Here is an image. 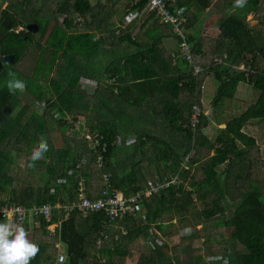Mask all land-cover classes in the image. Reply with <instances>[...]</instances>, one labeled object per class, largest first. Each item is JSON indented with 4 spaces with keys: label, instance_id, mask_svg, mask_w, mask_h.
Instances as JSON below:
<instances>
[{
    "label": "trees",
    "instance_id": "trees-1",
    "mask_svg": "<svg viewBox=\"0 0 264 264\" xmlns=\"http://www.w3.org/2000/svg\"><path fill=\"white\" fill-rule=\"evenodd\" d=\"M147 1L96 0L93 4L92 0H0V57L11 53L17 56L13 64H4L0 69V197L7 195L12 203L27 208L66 205L68 198L75 202L80 180L77 166L84 159L87 163L83 174L93 200L100 197L103 174H111L114 187L126 197L144 191L150 181L157 184L179 171L182 180L178 187L173 185L145 198L147 221L128 213L110 222L102 211L85 216L76 210L66 217L64 209H54L49 221L35 217L39 226L32 239L40 251L30 264H55L56 248L51 244L55 241L66 245L69 264H181L171 237L161 233L156 232L162 243H155L136 260L130 245L142 236H150L152 227L163 229L165 225L158 221L165 214L184 215V207H194L197 201L203 204L200 219L216 228H229L233 245L232 254L226 257L228 264H264V195L253 183L252 174L247 173L249 167L242 166L256 144L242 133V128L252 119L264 121V0H247L243 8L235 7V0H223V6L208 21L219 23V38L210 40L215 46L213 51L209 50L208 39L192 31L199 22L192 11L193 1H170L174 6L186 7L183 26L192 43L194 64L203 68L198 74L183 56L173 61L164 38L182 37L173 32L172 26L163 24L156 13L124 27L128 12L143 11ZM54 3L59 6L56 10ZM119 14L122 16L115 20ZM251 14L259 22L258 27L249 25L247 17ZM62 17H66L63 22ZM30 24H37L39 31L28 32L26 26ZM33 44L42 52L35 71L40 83L37 88L32 79L24 82L25 91L36 100H46L40 118L22 102L19 90L12 92L7 87L11 69ZM241 64L246 70H235L234 66ZM43 72L46 76L53 72L47 89L40 79ZM209 74L219 82L211 102L215 108L223 99L234 96L240 81L248 82L258 93L255 104L232 118L214 141L204 134L213 117L202 113L203 83ZM103 76L116 78L117 92L114 85L103 83L94 95L80 90L83 77L101 82ZM46 90L52 94L48 98L44 96ZM194 106L201 110L195 131L189 127ZM83 118L91 133L103 136L108 143L102 169L96 167L98 153L91 151L84 140L64 135L63 147L59 148L53 142V133L74 128ZM131 134L138 136L135 143L127 138ZM42 137L49 149L33 162L32 152ZM121 140L123 145H118ZM13 150L27 155L30 166L13 169ZM191 154L193 157L185 163ZM200 164L201 181L194 176ZM221 166L226 168L218 171ZM151 167L157 175L153 176ZM243 179L252 181L244 188L247 191L237 207L224 205L225 196L235 193ZM61 180L64 182L59 183ZM56 183L59 185L54 187ZM5 202L0 199V205ZM228 212L232 213L230 217L225 216ZM54 223L59 225L51 232L48 225ZM102 231L108 238L98 246L96 240ZM197 262L204 264V258L199 256Z\"/></svg>",
    "mask_w": 264,
    "mask_h": 264
},
{
    "label": "rangeland",
    "instance_id": "rangeland-1",
    "mask_svg": "<svg viewBox=\"0 0 264 264\" xmlns=\"http://www.w3.org/2000/svg\"><path fill=\"white\" fill-rule=\"evenodd\" d=\"M95 2L96 0H92L93 4H95ZM53 7H54V10H56V8H58L59 6L58 4L54 3ZM122 8H124V6H121V10ZM214 8H217V6ZM213 13H214V10H211L208 13L204 12V15L202 17L205 16V19H209L210 15ZM121 16L122 15L119 14L118 16H116L115 20H117ZM63 18L64 17L61 18V22L64 21ZM247 20L249 21L248 23L250 26L258 27V25H260L259 22L256 20V18H254L253 20V14L249 15L247 17ZM52 26L53 24L50 26V28H52ZM215 27L216 28L214 30H209L207 29V27H201V31H200L201 35L204 38L208 39L207 44L209 45L210 51H213V48L215 47L214 43L210 42V40H215L219 38L220 32H219L218 26H215ZM262 29L264 30V28ZM35 39L38 40V36H36ZM45 41H46V38L45 40H43L42 43L44 44ZM41 53H42L41 47H38L35 44L28 47L22 59L18 62V64L15 65L14 69H11L14 76H9L8 79L9 80L19 79L22 81L32 79L31 81L32 85L38 88V84L40 82L35 77V71L38 68V65H39L38 61H39ZM48 53H49V49H46V52H45L46 59L48 57ZM208 55L209 53L207 54V57ZM216 58L219 60L221 59V56L217 55ZM96 65L98 66V64ZM96 65H94V68H96ZM44 73L45 72L40 74V79H41V82L44 84L45 88L47 89L49 87V78L53 76V72L49 73V75L47 76L44 75ZM94 79H98V78H94ZM205 80H206L205 85H204L205 87L202 92V103H203L202 109L207 113V116L209 118H210V113H211L210 110L213 109L216 120L218 122H224L225 126L232 118L238 117L244 111L242 110V107L235 108L233 107V105H237L238 103L240 104L248 103L250 105L256 102L257 93L255 92L253 86L250 85V86H247L246 88V90L249 93L246 99H240V102H238L237 99L231 100L230 102V100L225 98L223 99V102L219 105V107L215 108L213 104H211V102H213V98L215 97L217 93L219 82L211 74H209V76ZM241 83H242V86L244 84L249 85V83L245 81H242ZM84 91L85 92L87 91L88 93H90L88 90H84ZM241 91L242 89L239 91V93ZM44 95L46 98L47 96L49 97L50 95L49 91L46 90ZM19 97H20V94H19ZM23 97L24 96L21 95L22 100L25 99V103L27 104L31 103L30 100L32 99V97L30 95H27L24 98ZM39 100L43 102L44 99H39ZM33 104H34V107L37 108L35 102H33ZM37 117L40 118V116H37ZM35 121H38V120H35ZM213 122L216 123L215 120L210 118L208 127L205 128L204 130V134L210 139V141H214L217 138V136L220 134V130L225 129V127L223 128L219 127L216 124H213ZM34 130L32 129L31 132L34 133ZM135 137H138V136L136 134H131V135H128L127 138L131 139ZM31 142H33V140ZM117 144L123 145L122 140L118 141ZM127 144L131 145L130 143H127ZM211 155H214V153H211ZM251 155H261V154L257 151H253ZM21 156H24L23 158L26 160L22 162L21 165H19V167L22 169V166L28 165V161L30 160H27L28 159L27 155H21ZM148 159H149V155H148V158L143 163V165L145 166L148 165L149 163ZM261 162H264V161H261ZM200 166L201 164L198 167H196V173L194 174V176L201 181V179L203 178V175L201 174ZM225 167L226 166L219 167L218 171H223ZM255 168L254 170L256 171L257 169L258 171H256L255 175L254 174L252 175V180L255 181L254 176H256L257 180L255 181V185L256 186L259 185L260 187H262L261 185L264 184L263 183L264 182V164H261L259 169L258 168L255 169ZM192 171H193V168L191 169V172ZM151 172L153 173V176L157 175V173H155L154 168L152 167H151ZM251 181H247L245 179L241 180L239 182L240 185L236 187L235 193L225 196V199L223 200L224 205L232 206L231 208H236L239 201L242 198V195L244 194V190H245V193L247 191V189H244V188L248 186V184H250ZM189 182H192V178H191V181L190 179H188L186 184L189 185ZM262 188H263L262 193L264 194V187ZM231 190L233 191V189ZM192 198L194 201L197 199L196 196H193ZM202 206L203 204L200 201H197L194 207L192 205L189 207H184V210L182 211L184 215H181L178 212L167 213L159 221L160 223H163L165 225L164 228L163 229L155 228L162 235L171 237L169 240L172 243V245L175 246L174 247L175 253L177 254V256H180L181 264H201L197 262V259H199V256H202L204 258V264H218V262L222 260L221 256L226 258L228 257V255L232 254L231 247L233 245V241L228 237L229 228L227 226H221L220 228H216L214 226H210L211 224L210 221H205V220L200 219L199 211H201ZM231 215L232 213L228 212L225 216L230 217ZM154 226L156 225L154 224ZM204 226H206L205 230H203ZM50 228L54 229L55 227L50 226ZM32 241L35 242L34 239H32ZM57 242L62 244L61 241H57ZM51 244L54 247V244L53 243ZM130 247H131L130 252H132L131 254L132 258L133 260H136L144 252L150 251L153 248V245L151 244V242H149V239L147 236H142L137 241L132 243ZM239 250L241 251L242 249H239ZM56 253H57V249H56ZM56 253H53L54 258H55ZM214 259H218V260H214Z\"/></svg>",
    "mask_w": 264,
    "mask_h": 264
},
{
    "label": "built area",
    "instance_id": "built-area-1",
    "mask_svg": "<svg viewBox=\"0 0 264 264\" xmlns=\"http://www.w3.org/2000/svg\"><path fill=\"white\" fill-rule=\"evenodd\" d=\"M171 0H148L143 11L139 10H130L127 16L124 18L123 23L124 27L130 25L134 21L145 17L149 13H156L163 24H167L172 26L173 32L182 37V40L178 41V50L171 51V56L173 61L176 63L179 56H183L188 60L190 66L193 68V73L198 74L203 70L201 65L194 64V59L191 53L192 43L188 42L187 37L188 33L185 31L184 24L186 23V18L184 17V13L186 11V7H177L170 3ZM66 17L63 18L65 20ZM77 23V21H76ZM22 28L19 27L18 30ZM236 69L246 70L244 65L234 66ZM106 82L109 85L116 84V78L111 77L107 78ZM115 87V85H114ZM117 88L115 87V92H117ZM44 103L37 102L36 106L39 113L44 111L43 107ZM193 116L192 120L189 124V127L193 131H195L197 124L199 123V115L201 110L198 106H194L193 108ZM204 115L207 116V113L202 111ZM80 130V129H79ZM82 137L88 143V147L91 151L98 153V157L96 160V167L98 169H102L105 166V157L104 153L108 150V143L104 140L103 136L100 135H92L88 132L82 133ZM138 140V137L129 139V142L135 143ZM193 157V154L189 155L185 159V163L188 162L190 158ZM87 160L84 159L77 166L78 173V199L77 201H71L68 198V203L66 205H62L60 203L52 206L50 204L45 205H33L30 208L24 207L22 205L7 202L3 206L0 207V218H8L10 217L14 223H19L25 227V223L28 218L31 217H44L46 220H51L53 217L54 209H64L65 216H70V213L73 211H81L85 216L88 215L89 212H104L105 217L112 222L117 218L124 217L128 213L135 215L138 218L143 219L144 221L148 220V214L144 211L145 209V198L152 197L153 195L159 193L160 190L167 189L173 185L178 187L182 180L180 176V171L173 175V177L165 178L162 181H159L157 184H154L153 181L149 182V187L140 191V193L134 194L130 197H126L122 191L116 189L111 181V174H103L102 175V190L100 197L97 199L89 198V187L87 184L86 177L83 174V168ZM185 166V164H183ZM186 169H188L185 166ZM159 180V179H158ZM63 183L64 180L59 181V183ZM59 183L54 184L53 186L59 185ZM54 189V188H53ZM159 222V221H158ZM154 225V224H153ZM51 225H48V229L51 232L55 231L50 228ZM155 230V231H154ZM150 236H148L149 242L155 246V243L161 244V240L157 236L159 233L154 227L150 230ZM157 232V233H156ZM108 238L107 232H101V234L97 237L96 243L98 246L102 245ZM54 247L57 249V253L55 255V264H69V257L66 253V245L64 243L55 242ZM227 258L222 259L221 264H228L226 261ZM217 260V259H214ZM105 259L102 258L101 262H104Z\"/></svg>",
    "mask_w": 264,
    "mask_h": 264
},
{
    "label": "crops",
    "instance_id": "crops-1",
    "mask_svg": "<svg viewBox=\"0 0 264 264\" xmlns=\"http://www.w3.org/2000/svg\"><path fill=\"white\" fill-rule=\"evenodd\" d=\"M193 1V3H194V6H192V11H193V13L195 14V15H197L198 16V18H199V22H198V24H197V26H195L194 27V29L192 30L194 33H196L197 35H200V36H202L201 35V27H207V29H209V30H214L216 27L215 26H218V21H216L215 23H213V24H209L208 23V21L210 20V19H213V18H211V17H213L216 13H217V11H218V7H222L223 6V0H205V3H198L197 2V0H192ZM217 6V8H214V7H216ZM211 10H214V13L213 14H211L210 15V18L209 19H205V16L204 17H202L203 15H204V12H210ZM210 14V13H209ZM207 25H209V26H207ZM218 29H219V27H218ZM163 43H164V45H165V47H166V49L169 51V52H171V51H176V50H178V41H177V38H164V41H163ZM241 65H243V64H241ZM240 66V65H239ZM245 67V66H244ZM235 68V67H234ZM246 68V67H245ZM235 70H241V69H236L235 68ZM209 76V75H208ZM207 76V77H208ZM207 77H205V79L207 78ZM107 78H109V77H104L103 76V78L101 79V82H98L97 80H95V79H92V78H87V77H83L82 79H81V81H80V90L81 91H83L84 93H86V94H89V95H94L95 94V92H96V90L99 88V86L101 85L100 83H103V84H105V85H109L107 82H106V79ZM205 82H206V80H204V83H203V89H204V85H205ZM242 81H240L239 83H238V85H237V88H236V91H235V93H234V96L231 98V99H229L228 98V100H230V102H231V100H238V102H240V99H246V97H247V95L249 94L248 93V91L246 90V88H247V86H250L251 84H249V85H247V84H244L243 86H242V83H241ZM246 82V81H245ZM252 86V85H251ZM83 87V88H82ZM242 89V91L239 93V91ZM84 90H88L90 93H88L87 91L85 92ZM255 92H256V90H255ZM21 95L22 96H24V97H26L27 95H30L31 97H32V99L30 100V104H27V103H25V99L24 100H22V98H21ZM52 94L50 93V95H49V97L51 96ZM45 96V95H44ZM257 98H258V93H257ZM23 97V98H24ZM47 98H48V96H47ZM20 99L22 100V102L24 103V104H27L28 106H31L34 110H35V112H36V114L37 115H39V116H41V115H43V113H44V111H45V107H46V100L44 99L43 100V102H41V100H36L35 99V97L31 94V93H28L27 91H23V92H21L20 93ZM257 100V99H256ZM33 102H35V104L37 103V102H41V103H44V105H43V107H44V111L42 112V113H39V111H38V109L37 108H35L34 107V104H33ZM255 104V102L253 103V104H248V103H243V104H240V103H238L237 105H233V107H235V108H237V107H242V110H244L243 111V113L249 108V107H251L252 105H254ZM247 105V106H246ZM37 107V106H36ZM219 107V106H218ZM217 107V108H218ZM241 110V111H242ZM210 111H213V112H211V117H213V118H211V119H213V120H215L216 121V123H214L213 122V124H216L217 126H219V127H225L226 128V126H225V123L224 122H218L217 120H216V118H215V114H214V110L213 109H211ZM240 111V112H241ZM243 113H241V115L243 114ZM240 116V115H239ZM238 116V117H239ZM69 118H70V120L71 121H73V119H72V117H70L69 116ZM227 123V122H226ZM80 129V130H79ZM86 133V132H88V133H90V134H92L93 135V133H91V131H90V129L88 128V126H87V124L85 123V121H84V118L83 119H81V120H79L77 123H76V125H75V127L74 128H71L70 126H69V128L68 129H65V130H63V131H59V132H55V133H53L52 134V139H53V142H54V144H55V146L57 147V148H59L60 146H62L63 147V136L65 135V136H69V137H71V138H79L80 140H84L85 141V139L82 137V133ZM242 133L243 134H245L246 136H248V137H250V138H253L254 140H255V142H256V144H255V146L252 148L253 150L251 151V152H249L248 154V158H247V160H245V162L243 163V165L242 166H244V167H246V165L249 167V169L250 170H248L249 172H247V173H251L252 175L254 174H256V171H258L256 168H260V165L261 164H264V162H261V161H264V121L263 120H260V119H252V120H250V121H248L244 126H243V128H242ZM95 135H97V134H95ZM86 142V141H85ZM62 143V144H61ZM87 143V142H86ZM87 145H88V143H87ZM20 147V144L18 145V148ZM253 151H257V152H259L261 155H251L252 154V152ZM0 153H1V150H0ZM10 155H13L12 157H13V161H14V164H13V166L15 167V168H13V169H15L16 171H19V170H21V168L19 167V165H21V163L22 162H24V161H26L23 157L24 156H21V155H24L23 153H21L20 152V150H13V153H11ZM237 165H238V168L239 169H241V171H242V168H241V166H240V164H239V162L237 163ZM258 165V166H257ZM243 167V168H244ZM256 167V168H255ZM226 168V167H225ZM224 168V169H225ZM254 168L256 169V171L254 170ZM22 169H25V166H22ZM242 173H243V171H242ZM257 173H259V172H257ZM244 174H245V172H244ZM255 177V181L257 180V178H256V176H254ZM255 181H253V183L255 184ZM41 184V182H38V184ZM264 183V182H263ZM256 186V185H255ZM262 187H264V184H262L261 185ZM256 187H258L260 190H261V194L262 195H264L263 193H262V187H260L259 185L258 186H256ZM0 199L2 200H4V199H6V202L4 203V204H6L7 202H11L10 201V199H9V197L7 196V195H3V196H1L0 197ZM3 204V205H4ZM3 205H0V207L1 206H3ZM5 220L4 218H0V221L1 220ZM57 225H59L58 223H54V224H51V227H55L56 228V226ZM39 226V222L37 221L36 222V219L34 218V217H31V218H28L27 219V221H26V223H25V228H26V230H27V232H28V238L30 239V240H32V237H33V234H34V230H35V228L36 227H38Z\"/></svg>",
    "mask_w": 264,
    "mask_h": 264
},
{
    "label": "clouds",
    "instance_id": "clouds-1",
    "mask_svg": "<svg viewBox=\"0 0 264 264\" xmlns=\"http://www.w3.org/2000/svg\"><path fill=\"white\" fill-rule=\"evenodd\" d=\"M246 4L247 0H235V7L243 8ZM9 76L14 74L10 72ZM7 87L12 92H23L26 84L22 80L11 79L7 82ZM48 149L49 145L42 137L39 147L32 152V161L43 158ZM39 251V245L28 238V232L23 225L14 223L10 217L0 222V264H30Z\"/></svg>",
    "mask_w": 264,
    "mask_h": 264
},
{
    "label": "water",
    "instance_id": "water-1",
    "mask_svg": "<svg viewBox=\"0 0 264 264\" xmlns=\"http://www.w3.org/2000/svg\"><path fill=\"white\" fill-rule=\"evenodd\" d=\"M26 30L32 34H35L39 31V26L37 24H30L26 26ZM17 59L16 54H6L3 56V58L0 57V69H2L3 65H11L13 64Z\"/></svg>",
    "mask_w": 264,
    "mask_h": 264
}]
</instances>
